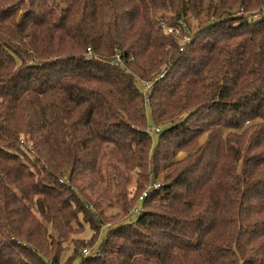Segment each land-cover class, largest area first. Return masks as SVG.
<instances>
[{"label":"trees","instance_id":"trees-1","mask_svg":"<svg viewBox=\"0 0 264 264\" xmlns=\"http://www.w3.org/2000/svg\"><path fill=\"white\" fill-rule=\"evenodd\" d=\"M51 2L0 0V264H58L78 213L107 226L80 264H264V0ZM106 155L113 184L135 175L133 222L100 224L74 191Z\"/></svg>","mask_w":264,"mask_h":264},{"label":"rangeland","instance_id":"rangeland-1","mask_svg":"<svg viewBox=\"0 0 264 264\" xmlns=\"http://www.w3.org/2000/svg\"><path fill=\"white\" fill-rule=\"evenodd\" d=\"M51 1L52 2L50 3V5L55 4V6H58L61 9L65 7V4H63L62 0H51ZM215 4L217 5V2H215ZM213 12H214V17L219 16V11L213 10L208 13V18L204 14L200 15L199 17H189L187 19V28L189 34L187 35L185 34V36L183 35L182 38L177 39L178 44L180 46H183L182 44H184L185 41L187 40L189 41L191 37L197 32V30H199L198 29L199 26H201L205 20L209 19V17L213 14ZM20 13L21 12H18V15H20ZM164 28H165L164 30L167 33H173V32H169L168 28L172 29L173 31L178 29L177 27L173 28L167 25H164ZM144 86L145 84H141L137 82V87L139 88L140 91H144ZM145 112H146V120H147L146 129L150 132L155 142L157 139L154 132L155 127L150 119V109L148 106H146ZM205 139L206 136H203L201 137L199 142L203 143L205 142ZM105 152L114 154L115 150L113 148H109ZM186 155L187 154L184 152H179L174 157V160H181L185 158ZM104 159L105 160L102 162L103 173H100V175L104 177V181H98L97 178H94L95 181H92L91 179L89 180L87 176L84 177L81 176L78 178L73 176L75 177V179L72 182L74 186V191H77L76 193L80 199L89 202L86 206L87 210L91 211L94 214L95 220L100 219L99 221L100 224L108 223L110 225H113L114 223L126 219V217H128L130 212L133 214L129 218V221L133 222L136 219L137 215L135 214L134 210H130L131 207H129L128 211L125 212L124 203H128V201L132 199V195L135 192V188H136L135 175L130 176L129 173L123 172L122 166L117 164L120 171L123 172V175H120V179H119L120 184L118 186L116 184H113V176L115 174L111 165L115 162V158L112 155H108V156L106 155ZM64 173L61 176L57 177L60 183L61 182L65 183V181H67L65 177L66 173L65 174ZM165 174H166L165 170L164 172L162 171L161 173H159L155 179L154 184L149 188H153L154 185L156 184L159 185L163 184L162 181ZM108 176H112V177L108 178ZM123 177H128L130 181L126 183ZM66 195L68 194L66 193ZM37 199H38L37 196L30 198L23 197L22 202L27 207V209L30 210L31 215L35 218V220L38 221L40 225H43L45 227L44 229L46 230V232L49 235H53L54 238L60 241L61 237L58 236L59 235L58 232L52 227V225L49 222L47 221L45 222L43 219H41L37 213L35 214V212L37 211V209H35L37 206ZM137 209H139V205H137ZM78 220L80 221L81 226L79 222L77 224L71 222L70 227L72 231L75 232L76 234L71 235L72 233H70L68 240L66 242H62V251L58 258V264H80L81 257L96 252L97 249H99L102 240L106 236L107 226L105 225L100 226L98 234H96V236H93L90 226L87 224V222L83 221V216L80 213H78ZM25 228H27V230L30 231L29 235H33L36 243H39L41 246L44 245L40 241V236H41V240H42V236H44V240H47V242L50 243L49 236L47 237V235L46 236L43 235V231L39 229L36 224L35 225L33 224V226H26ZM21 229H24V227L22 226ZM24 232H26L25 229ZM22 237H20L19 239L22 240ZM58 240H56V242ZM74 244H79L77 248V253H75L74 251V246H75ZM52 248L57 249V247H52ZM46 250L47 249H42V252H45ZM83 250H86L85 254Z\"/></svg>","mask_w":264,"mask_h":264},{"label":"built area","instance_id":"built-area-1","mask_svg":"<svg viewBox=\"0 0 264 264\" xmlns=\"http://www.w3.org/2000/svg\"><path fill=\"white\" fill-rule=\"evenodd\" d=\"M168 31L169 32H173L174 34H177L178 33V31L177 30H172V29H169L168 28ZM89 50V49H88ZM116 59H118V57H116ZM145 87L146 88H148L149 87V85H145ZM157 131H158V129H157ZM160 185L159 184H156V185H154V187L153 188H158ZM146 194H147V191H144L142 194H141V196L139 197V199L141 200L144 196H146ZM83 252H84V254L86 253V250H83Z\"/></svg>","mask_w":264,"mask_h":264}]
</instances>
